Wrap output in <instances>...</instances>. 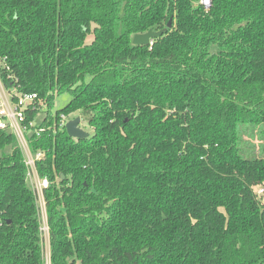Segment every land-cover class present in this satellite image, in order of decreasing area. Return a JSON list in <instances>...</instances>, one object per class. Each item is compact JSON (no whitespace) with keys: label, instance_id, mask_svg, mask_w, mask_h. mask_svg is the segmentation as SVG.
Returning <instances> with one entry per match:
<instances>
[{"label":"trees","instance_id":"1","mask_svg":"<svg viewBox=\"0 0 264 264\" xmlns=\"http://www.w3.org/2000/svg\"><path fill=\"white\" fill-rule=\"evenodd\" d=\"M199 1L173 14L168 0H0L5 83L49 107L99 52L85 45L91 25L97 39L126 36L106 64L79 71L58 113L79 112L91 133L30 139L44 153L49 264H264V0ZM161 16L174 25L131 44L163 30ZM14 143L0 134V264H45Z\"/></svg>","mask_w":264,"mask_h":264},{"label":"built area","instance_id":"2","mask_svg":"<svg viewBox=\"0 0 264 264\" xmlns=\"http://www.w3.org/2000/svg\"><path fill=\"white\" fill-rule=\"evenodd\" d=\"M201 4L206 10L210 7V0H200ZM9 71V67L4 60L0 61V134L5 133L10 137L15 138L20 144H25L28 147L32 137H39L46 131L60 130L66 125L63 114L56 116L51 113L52 123L43 125L45 121V112H51L52 108L48 104V96L40 95L38 93H23L19 86L12 81L10 74L5 76L6 80L12 81L10 85H6L2 71ZM53 93V92H52ZM52 93H50L52 95ZM54 100H52L53 107ZM56 117L57 120H56ZM48 120H46L47 122ZM46 124V123H45ZM44 126V127H43ZM26 150L25 166L27 168L26 179L33 182V192L36 195L37 201L40 195L43 197V189L48 187V180L40 178L36 172L35 164L42 159L44 153L31 154ZM254 191L260 197L264 194L263 187H255ZM39 198V199H38ZM44 200V199H43ZM39 217V210H38ZM47 225V224H46ZM45 225L44 230L48 235V227ZM40 233L43 238L42 229ZM45 264H49V256H45Z\"/></svg>","mask_w":264,"mask_h":264},{"label":"rangeland","instance_id":"3","mask_svg":"<svg viewBox=\"0 0 264 264\" xmlns=\"http://www.w3.org/2000/svg\"><path fill=\"white\" fill-rule=\"evenodd\" d=\"M168 1H169L168 4L172 5L173 14H175V11H176L177 6H178V0H168ZM163 16H161L157 19V26H160V27H163V29H166V25L164 23H165V20L167 19V17H163ZM174 19H175V17H173V19H172V23H173L172 25H174V21H175ZM94 26H95V24H93V26L91 25V32L86 39L85 45L87 46V45L92 44V43L97 44L99 46V52L94 53V54H92V53L87 54L86 58L84 59L82 68L80 70L75 69V71H70L69 74L64 76V78H63L64 83H63V86L61 87V90L58 92L52 93L54 103H53V107L52 106L50 107V108H52V111L51 112H45V113H47V115L45 114L46 118H45V121L43 123L44 126L52 123L51 113L58 116V113L61 110H63V108L66 107V105L70 102L71 96H72L71 92H72L73 88H75V86H77L80 83V82L75 83V80L77 78L79 71H82V69L85 70L86 67H88V66L106 64L107 58H108L107 56H109L112 53V51H116L119 48H121L123 46L125 40H126V36H123L119 40L111 39L110 37H104L102 39H97L94 36V32L96 29V27H94ZM132 36L133 35H130L131 40H132ZM83 76H84V78L88 77L87 74H83ZM87 79L88 78H86V80ZM67 84H69V86H67ZM46 96H48V95H46ZM76 117L80 118L79 127L81 129H83L85 132L91 133V129L82 121V117L80 116L79 112H74L72 114L65 115L64 120L67 123L68 121L73 120ZM46 120H48V121L46 122ZM14 140H15V138H14ZM14 146L19 149L24 163H25V159H26V157H25L26 150L25 149H28L31 154L41 153L40 150H38L36 152L32 151L30 144L27 147V146H25V144H20L16 140H15ZM9 150H10V148L8 146L5 148L4 152L8 153ZM26 170H27V168H26ZM26 173H27V171H26ZM26 184L33 191V189H32L33 182L30 179H26ZM260 198L262 201H264V195L261 196ZM37 206H38V210H39V226L42 229L43 241H44L43 242V252H44V256L47 257V256H49V241H48L47 232L44 230L45 225L47 224V215H46L45 202L43 200L42 195H40V199H39V201H37Z\"/></svg>","mask_w":264,"mask_h":264},{"label":"water","instance_id":"4","mask_svg":"<svg viewBox=\"0 0 264 264\" xmlns=\"http://www.w3.org/2000/svg\"><path fill=\"white\" fill-rule=\"evenodd\" d=\"M172 26V18L168 20L166 29ZM163 30L153 31L148 30L144 33H137L132 36L131 44L134 46H149L152 44V40L156 37H159L163 34ZM80 118L76 117L73 120H70L65 125V130L67 135L73 139H84L88 136V133L79 127Z\"/></svg>","mask_w":264,"mask_h":264}]
</instances>
